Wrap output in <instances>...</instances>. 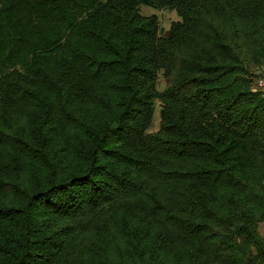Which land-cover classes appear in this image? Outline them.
<instances>
[{
	"label": "trees",
	"instance_id": "16d2710c",
	"mask_svg": "<svg viewBox=\"0 0 264 264\" xmlns=\"http://www.w3.org/2000/svg\"><path fill=\"white\" fill-rule=\"evenodd\" d=\"M263 59L264 0H0V264H264Z\"/></svg>",
	"mask_w": 264,
	"mask_h": 264
},
{
	"label": "rangeland",
	"instance_id": "374dc122",
	"mask_svg": "<svg viewBox=\"0 0 264 264\" xmlns=\"http://www.w3.org/2000/svg\"><path fill=\"white\" fill-rule=\"evenodd\" d=\"M139 12L142 15H156L158 18L159 29L162 33H164L169 28L172 21L178 20L176 13L169 9H156L150 6L141 5L139 8ZM260 67H264V59L255 66L251 67V71L256 76V79H258V69H260ZM254 84L257 85L256 81L254 82ZM162 87H163V82L161 80L159 88L161 89ZM157 126H158V106L156 105V110H155V115L151 130H156ZM259 233L264 237V222H261L259 224Z\"/></svg>",
	"mask_w": 264,
	"mask_h": 264
},
{
	"label": "built area",
	"instance_id": "2783aa9c",
	"mask_svg": "<svg viewBox=\"0 0 264 264\" xmlns=\"http://www.w3.org/2000/svg\"><path fill=\"white\" fill-rule=\"evenodd\" d=\"M256 84L255 88L256 89H260L263 94H264V67H260V69H258V79H255Z\"/></svg>",
	"mask_w": 264,
	"mask_h": 264
}]
</instances>
